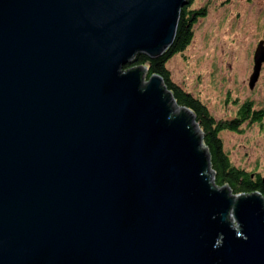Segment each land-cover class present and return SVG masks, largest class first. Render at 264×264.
Returning a JSON list of instances; mask_svg holds the SVG:
<instances>
[{"label": "water", "instance_id": "1", "mask_svg": "<svg viewBox=\"0 0 264 264\" xmlns=\"http://www.w3.org/2000/svg\"><path fill=\"white\" fill-rule=\"evenodd\" d=\"M188 3L0 0V264H264V199L216 186L194 114L123 71Z\"/></svg>", "mask_w": 264, "mask_h": 264}, {"label": "rangeland", "instance_id": "2", "mask_svg": "<svg viewBox=\"0 0 264 264\" xmlns=\"http://www.w3.org/2000/svg\"><path fill=\"white\" fill-rule=\"evenodd\" d=\"M189 8L207 11L186 50L167 63L172 80L200 98L216 119L234 118L246 100L264 108V65L250 87L255 52L264 42V0H193ZM241 129L220 134L224 149L236 166L264 175V119Z\"/></svg>", "mask_w": 264, "mask_h": 264}, {"label": "trees", "instance_id": "3", "mask_svg": "<svg viewBox=\"0 0 264 264\" xmlns=\"http://www.w3.org/2000/svg\"><path fill=\"white\" fill-rule=\"evenodd\" d=\"M180 11V19L173 44L156 59H150L145 54H137L132 64L124 67V72L134 68H146V78L161 77L166 90L176 103L190 110L195 117L201 133L202 141L210 156V166L214 173V182L218 187L229 189L233 195L259 194L264 199V175L260 172L247 171L236 166L224 149L220 134L223 131L241 132L244 124L261 123L264 119V108H255L250 100L244 101L234 118L216 119L207 105L198 97L175 83L167 63L176 54L183 53L194 37V27L199 17L206 15V8L190 10L189 4Z\"/></svg>", "mask_w": 264, "mask_h": 264}, {"label": "bare ground", "instance_id": "4", "mask_svg": "<svg viewBox=\"0 0 264 264\" xmlns=\"http://www.w3.org/2000/svg\"><path fill=\"white\" fill-rule=\"evenodd\" d=\"M175 108L177 109V107L175 106Z\"/></svg>", "mask_w": 264, "mask_h": 264}]
</instances>
